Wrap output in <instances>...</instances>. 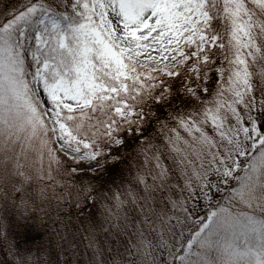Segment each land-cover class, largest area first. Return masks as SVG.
Here are the masks:
<instances>
[{"label":"snow or ice","instance_id":"snow-or-ice-1","mask_svg":"<svg viewBox=\"0 0 264 264\" xmlns=\"http://www.w3.org/2000/svg\"><path fill=\"white\" fill-rule=\"evenodd\" d=\"M72 215L85 264H264V0H0V264Z\"/></svg>","mask_w":264,"mask_h":264},{"label":"rangeland","instance_id":"rangeland-1","mask_svg":"<svg viewBox=\"0 0 264 264\" xmlns=\"http://www.w3.org/2000/svg\"><path fill=\"white\" fill-rule=\"evenodd\" d=\"M73 216L75 217V219L70 222L69 239L70 240L72 239L71 234L76 233V231L78 229L80 230V234L76 235L75 239L73 240V243L76 244L77 247L70 248L67 245H65L66 254H65L64 258L69 261V264H72V261L74 258L76 260V264H85V262L88 259V256L91 254L90 252L86 251L85 244L87 243V241L84 240V237L87 235L86 229L89 228L90 224L82 225L80 223L84 222L85 219L80 218L78 220L75 215H73ZM99 216L100 215H98V217Z\"/></svg>","mask_w":264,"mask_h":264},{"label":"trees","instance_id":"trees-1","mask_svg":"<svg viewBox=\"0 0 264 264\" xmlns=\"http://www.w3.org/2000/svg\"><path fill=\"white\" fill-rule=\"evenodd\" d=\"M10 2H14V0H10ZM98 215H99V213H97V215H96V219L99 221V220H101L102 218L99 216L98 217ZM75 219V217L72 215V217H71V221L72 220H74ZM86 221V222H85ZM84 222H82V223H80V224H82V225H87V224H90V221H88V220H85ZM88 222V223H87ZM47 241H46V238H45V240L43 241V243H46ZM5 259H7V260H11L12 259V257L11 256H9L8 254H7V251L6 250H4V251H0V260H5Z\"/></svg>","mask_w":264,"mask_h":264}]
</instances>
